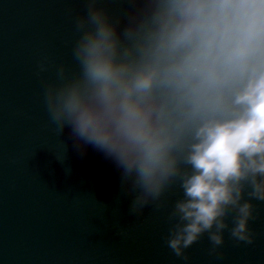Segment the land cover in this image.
Here are the masks:
<instances>
[{"label": "clouds", "instance_id": "clouds-1", "mask_svg": "<svg viewBox=\"0 0 264 264\" xmlns=\"http://www.w3.org/2000/svg\"><path fill=\"white\" fill-rule=\"evenodd\" d=\"M99 3L86 0L74 21L78 72L55 66L45 87L55 134L70 128L78 149L115 164L133 213L157 211L178 186L166 244L183 261L205 233L210 255L225 230L253 244V201L264 202V0H123L117 15Z\"/></svg>", "mask_w": 264, "mask_h": 264}, {"label": "water", "instance_id": "water-1", "mask_svg": "<svg viewBox=\"0 0 264 264\" xmlns=\"http://www.w3.org/2000/svg\"><path fill=\"white\" fill-rule=\"evenodd\" d=\"M98 6L113 15L127 8L123 0ZM86 7V0H0V264H264V202L253 201V244L225 230L219 255H210L205 233L185 262L166 244L178 186L157 211L133 213L115 164L90 145L78 149L70 128L55 134L44 90L55 66L78 72L74 21ZM41 62L48 71L39 73Z\"/></svg>", "mask_w": 264, "mask_h": 264}]
</instances>
